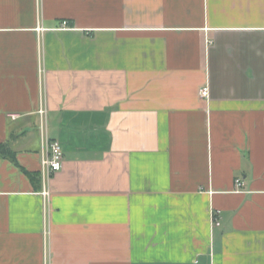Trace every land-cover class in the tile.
Listing matches in <instances>:
<instances>
[{"label": "crops", "instance_id": "obj_1", "mask_svg": "<svg viewBox=\"0 0 264 264\" xmlns=\"http://www.w3.org/2000/svg\"><path fill=\"white\" fill-rule=\"evenodd\" d=\"M1 143L0 264H264V0H0Z\"/></svg>", "mask_w": 264, "mask_h": 264}, {"label": "built area", "instance_id": "obj_2", "mask_svg": "<svg viewBox=\"0 0 264 264\" xmlns=\"http://www.w3.org/2000/svg\"><path fill=\"white\" fill-rule=\"evenodd\" d=\"M67 24V22L65 21L64 22V25ZM202 95H208V87H204L202 89ZM42 114L45 113L44 110H41ZM17 116L16 115H13V118H16ZM47 150L42 158V174H43V177L46 180L49 181L50 177L60 171L63 167V157H64V154H63V147H62V144L60 143V141L58 140H48L47 141ZM237 184L238 185H242L243 182L241 179H237ZM44 193L46 195H49L50 193V190L48 189H45L44 190ZM216 214V215H215ZM219 214L218 213H213V222L217 225L220 224L219 222Z\"/></svg>", "mask_w": 264, "mask_h": 264}, {"label": "trees", "instance_id": "obj_3", "mask_svg": "<svg viewBox=\"0 0 264 264\" xmlns=\"http://www.w3.org/2000/svg\"><path fill=\"white\" fill-rule=\"evenodd\" d=\"M0 155L9 157L10 159H12V161H14L15 163H18L15 153L13 152V150L9 147L7 143L0 144Z\"/></svg>", "mask_w": 264, "mask_h": 264}, {"label": "rangeland", "instance_id": "obj_4", "mask_svg": "<svg viewBox=\"0 0 264 264\" xmlns=\"http://www.w3.org/2000/svg\"><path fill=\"white\" fill-rule=\"evenodd\" d=\"M45 127V126H44ZM219 222H220V220H219ZM215 224V223H214ZM215 225H217V224H215Z\"/></svg>", "mask_w": 264, "mask_h": 264}]
</instances>
